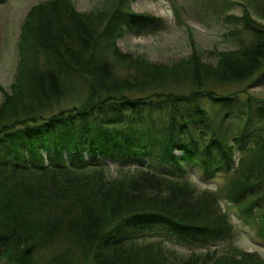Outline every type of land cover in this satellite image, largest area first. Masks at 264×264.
Instances as JSON below:
<instances>
[{
    "label": "trees",
    "instance_id": "16d2710c",
    "mask_svg": "<svg viewBox=\"0 0 264 264\" xmlns=\"http://www.w3.org/2000/svg\"><path fill=\"white\" fill-rule=\"evenodd\" d=\"M127 2L86 13L47 0L23 20L17 74L0 103V135L12 140L0 152V261L264 264L236 245L221 206L264 208V101L250 97L229 111L247 90L217 91L264 76V0L228 15L236 49L218 51L214 63L193 52L173 65L121 52L120 25L151 20ZM232 114L236 122L226 123ZM77 120L86 141L76 140ZM149 134L164 143L154 161L141 151ZM201 146L205 173L210 160L225 172L220 189L192 181L187 164Z\"/></svg>",
    "mask_w": 264,
    "mask_h": 264
},
{
    "label": "rangeland",
    "instance_id": "374dc122",
    "mask_svg": "<svg viewBox=\"0 0 264 264\" xmlns=\"http://www.w3.org/2000/svg\"><path fill=\"white\" fill-rule=\"evenodd\" d=\"M44 1L47 0H0V103L3 101L4 91H11L17 74L18 43L23 20L33 6ZM70 1L78 12L91 13L108 9L117 0ZM243 2L246 0H128L127 7L130 13L145 15L151 20L147 23L132 21L121 24L116 34L117 46L122 53H129L133 57H144L154 64L173 65L181 60H187L193 52L200 54L203 60L214 63L217 61L218 51L234 50L239 46L235 40V20L229 21L228 15H243ZM130 23L138 24L130 26ZM258 79L256 76L240 84L217 88L220 93H232L237 89L247 90L244 94H240L238 100L240 103L231 105L229 111L240 107L241 103L246 102L250 97L258 100L259 103L264 101V76L261 80ZM70 99L71 97H65L62 104ZM201 103L208 110L215 107L212 102L205 99ZM234 122L236 118L232 114L226 123ZM82 125L83 121L77 120L76 140L78 141L87 140V135H83L85 131H81ZM16 137L20 145L24 146L22 151L27 153L29 151L27 142L20 135ZM159 139L156 135L149 134L143 140L141 151L149 161H154L162 155L164 143ZM11 146V138L1 134L0 152L8 150ZM174 153L182 154V151L176 148ZM204 153V146L197 148L200 158H197L193 164H187L192 181L200 189H220L225 182V172L218 168L216 160L215 162L210 160L209 173H205L207 168L204 166ZM212 153L215 155L214 158L218 159L222 151L215 149ZM44 155L49 156L47 149L44 150ZM248 198L249 196L245 200ZM246 205L247 203L221 201L223 210L229 214L233 224L236 245L243 250L257 252L264 258V222L258 216L263 214L264 208L256 204L251 211L245 207ZM161 226L169 227L164 224ZM195 239L205 241L201 236ZM182 250L189 251L185 248ZM0 264L9 263L2 260Z\"/></svg>",
    "mask_w": 264,
    "mask_h": 264
}]
</instances>
